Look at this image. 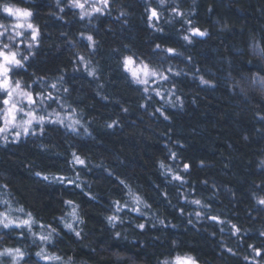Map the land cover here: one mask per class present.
I'll return each mask as SVG.
<instances>
[{"label": "trees", "instance_id": "obj_1", "mask_svg": "<svg viewBox=\"0 0 264 264\" xmlns=\"http://www.w3.org/2000/svg\"><path fill=\"white\" fill-rule=\"evenodd\" d=\"M65 3L0 0L39 30L14 74L66 117L0 143V211L34 221L0 230V251L21 249L18 264H264V0H108L83 19ZM194 28L207 35L185 40ZM125 55L165 73L159 96L132 83Z\"/></svg>", "mask_w": 264, "mask_h": 264}, {"label": "snow or ice", "instance_id": "obj_2", "mask_svg": "<svg viewBox=\"0 0 264 264\" xmlns=\"http://www.w3.org/2000/svg\"><path fill=\"white\" fill-rule=\"evenodd\" d=\"M101 2L107 7L108 0H101ZM72 6L77 7L80 9L84 8V4L80 3V0H72ZM3 11L7 13L9 16H16L17 19L23 17L25 18V23H17L14 27L15 28H26L30 30V36L31 40L35 41L38 37L39 30L30 22H27V18L31 17L32 13L30 11H21L19 9L13 10L12 7L5 6ZM94 11L100 12V8H95ZM88 12H82L81 19L84 18V16L89 15ZM152 17H157V13L153 10L151 13ZM0 29H3V31H0V38H4L7 34V27L3 24H0ZM192 35H199V36H205L207 35L206 32L200 31L198 28H194L191 30ZM16 37L22 36V33L17 31L15 32ZM8 40H13L12 36H7ZM87 39L89 41L92 40L91 36H88ZM185 40H189L188 36L184 37ZM190 42V41H189ZM28 47L31 48L33 45L31 43L28 44ZM169 53H173V49H167ZM261 52H264V49L260 50ZM18 53L11 50V47L8 43H2L0 44V92L5 93L3 97H0V101H2V104L5 106V108L2 110V114H0V119L3 120L5 127L0 128V132H4L5 129L8 126L13 127H22L23 133L25 135L29 134L32 121L36 119L34 113L32 111L25 112L22 108H19L17 103L13 99L14 93L21 95L27 99V102L29 104H35L36 101L33 99V95L31 92H28L26 90L21 89V84L19 81H15L14 83L11 81V77L9 73L12 71L14 67H23V60H26L27 57H18ZM136 61L133 59V57L128 56L124 58V65L125 69L130 72L131 76L133 77L134 81L138 84H147L149 77H154L158 73L156 70H153L149 67L148 64L141 63V66L139 68H133L132 66L135 65ZM163 79H167V77H163ZM202 83H207L206 81H202ZM259 83L264 86V79H261ZM52 87H55V85H52ZM17 90H20L19 92ZM147 90V89H145ZM159 94V93H158ZM49 98H52L49 96ZM17 113H23L24 116L31 117L32 119L28 120H22L21 124H16L15 121L17 120ZM167 118V117H165ZM43 117H39L37 122H42ZM20 135V132L16 133V136L18 137ZM77 160L79 158L77 157ZM81 164L83 161H79ZM185 168L188 167V165L184 166ZM39 175V173H37ZM175 179H180L179 176L174 177ZM44 179H48V177H44ZM260 204L264 205V199H260L258 201ZM7 203V202H6ZM71 204V201L68 202ZM195 203H199V201H196ZM20 211H23V209H20ZM75 213H73L74 215ZM110 220L114 219L113 217H109ZM34 221L31 218V214H28V219L19 220L18 218L16 220L10 219L9 216L6 213H0V226H2L4 229H9L11 227L15 228H28L29 231H31V225ZM41 227H44L41 225ZM66 227L69 229L72 228L71 224H67ZM140 228H144V225H139ZM54 231V229H53ZM76 235L79 236L80 233L76 232ZM41 240H47L49 239V236H41ZM260 253L257 252V255ZM39 256L40 253H37ZM9 256L12 259V264H18V261L23 259V252L21 249H4L3 251H0V257ZM58 259V258H57ZM0 264H2V261H0ZM164 264H168L167 261L164 262ZM175 264H196L194 258L192 257H177Z\"/></svg>", "mask_w": 264, "mask_h": 264}, {"label": "rangeland", "instance_id": "obj_3", "mask_svg": "<svg viewBox=\"0 0 264 264\" xmlns=\"http://www.w3.org/2000/svg\"><path fill=\"white\" fill-rule=\"evenodd\" d=\"M65 5L69 6L70 8L76 9L79 11L80 15L82 14V12H88L90 13L87 16L84 17H92L95 16L97 14H105L109 8V4H107V7H105V5L101 2V0H80V3L84 4V8L80 9L77 7H73L72 6V0H65ZM159 4L161 7H165V6H170V4H172L174 2V0H158ZM10 7V6H8ZM100 8L101 11L100 12H96L94 11L95 8ZM13 10L15 11L16 9H19L21 11H25L26 9L24 8H19V7H12ZM4 9V8H3ZM3 9L0 10V14L4 17V21L1 23L3 25H5L8 29L7 34L4 38H0V44L2 43H8L11 47L12 51L17 52L18 55V59L21 58V55L23 54V50L21 47L24 46V44H28L30 43L31 40V36H30V30H28L25 26V28H15L14 26L17 23H25V18L21 17L19 19H17L16 16H9L7 13H5L3 11ZM63 8H59V12L62 11ZM27 11V10H26ZM152 20H157V17H152ZM31 18H27V22L31 23ZM152 24V22H150ZM192 29L187 30V34L188 37H196L199 35H192ZM0 31H3V29H0ZM21 32L22 36L20 37H16L15 36V32ZM7 36H12L13 40H8ZM131 56L133 57V59L136 61L135 65H133V68H139L141 66V63L146 64L145 62L139 60L138 58L134 57L133 55H125L122 60H121V66L123 71L125 72V74L129 77V79L132 81V83L138 87H140L143 92L149 94V95H156L159 96L160 92L158 91V87L157 85L163 81H165L166 79H163V77H165V73H163L162 71L155 69L154 67L149 66L151 69L156 70L157 71V75L154 77H149L148 78V83L147 84H138L134 81L133 77L131 76L130 72L127 71L125 69V65H124V58ZM20 67H14L12 69V71L9 73L10 77H11V81L14 83L15 81H19L21 84V89L22 90H26L28 92H31L29 89H27L25 87V85L23 84L22 80L16 75L14 74V71L18 70ZM147 89V90H145ZM18 92L20 90H17ZM159 93V94H158ZM5 95V93L0 92V97H3ZM33 95V99L36 101L35 104H29L27 102V99L21 95H18L16 93H14L13 95V99L14 101L17 103L19 108H22L25 112L27 111H32L36 117V119H34L32 121L31 124V128L29 131V134L25 135L23 133V128L22 127H13V126H8L4 132H0V143H5V142H19L20 140H23L24 138L28 137V136H32V135H39L44 127V125H46L47 123H53L56 121H61L62 119L65 120L66 117H62L61 114L58 113H53L51 114L50 112L44 111V108L46 107V102L48 101L49 97L48 94L44 95V94H37V95ZM5 108V106L2 104V101H0V114H2V110ZM39 117H43V121L42 122H37V120L39 119ZM28 119H32L31 117L28 116H24L23 113H17V120L15 121L16 124H21L22 120H28ZM5 127L4 122L2 119H0V128ZM20 132V135L17 137L16 133ZM262 167L264 169V160L262 161ZM260 199H264V193L261 197L258 198V201ZM259 203V202H258ZM260 204V203H259ZM262 205V204H260ZM262 207L264 208V205H262ZM0 213H6L10 219L16 220L17 218L12 217L8 212L6 211H0ZM19 220H24V219H19ZM13 228V227H11ZM10 229V228H9ZM0 230H6L4 229L2 226H0ZM2 258H7L11 264H12V259L9 256H4V257H0V259ZM176 262V261H175ZM174 262V264H175ZM198 264V263H196Z\"/></svg>", "mask_w": 264, "mask_h": 264}]
</instances>
